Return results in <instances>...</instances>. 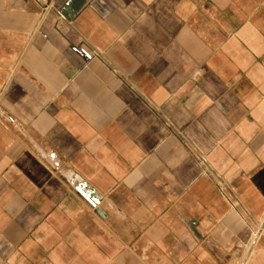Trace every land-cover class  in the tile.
I'll return each instance as SVG.
<instances>
[{"label":"crops","instance_id":"0c3cea01","mask_svg":"<svg viewBox=\"0 0 264 264\" xmlns=\"http://www.w3.org/2000/svg\"><path fill=\"white\" fill-rule=\"evenodd\" d=\"M0 264H264V0H0Z\"/></svg>","mask_w":264,"mask_h":264},{"label":"bare ground","instance_id":"6f19581e","mask_svg":"<svg viewBox=\"0 0 264 264\" xmlns=\"http://www.w3.org/2000/svg\"><path fill=\"white\" fill-rule=\"evenodd\" d=\"M90 195V194H89ZM91 199V198H90Z\"/></svg>","mask_w":264,"mask_h":264}]
</instances>
